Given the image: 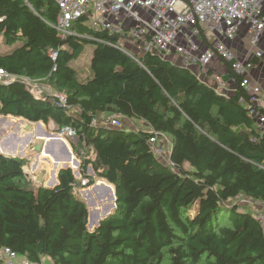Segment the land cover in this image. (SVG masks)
<instances>
[{
  "label": "trees",
  "instance_id": "obj_1",
  "mask_svg": "<svg viewBox=\"0 0 264 264\" xmlns=\"http://www.w3.org/2000/svg\"><path fill=\"white\" fill-rule=\"evenodd\" d=\"M58 15L53 0H0V38L12 47L0 54V69L18 78L0 82V115L52 121L54 132L73 129L79 178L91 185L90 169L112 184L115 209L89 230L72 168L59 169L58 183L45 187L25 171L24 159L0 152V249L53 264H264L260 224L226 204L240 196L264 204V131L244 103L240 76L229 67L235 90L220 94L157 54L131 58L107 44L117 40L107 31L77 21L60 38ZM87 43L90 75L81 81L71 62ZM23 79L53 93L36 94ZM113 116L148 128L92 123ZM161 135L171 165L149 142Z\"/></svg>",
  "mask_w": 264,
  "mask_h": 264
},
{
  "label": "built area",
  "instance_id": "obj_2",
  "mask_svg": "<svg viewBox=\"0 0 264 264\" xmlns=\"http://www.w3.org/2000/svg\"><path fill=\"white\" fill-rule=\"evenodd\" d=\"M59 10L55 29L60 38L71 34L75 22L96 31H107L117 36L113 45L130 57L142 53L157 54L188 67L195 76L206 82L216 92L227 95L226 83L212 64L216 61L230 64L240 76L239 86L248 94L245 105L259 131H264V99L258 83L252 81L251 70L255 68L251 57L262 60L263 53L254 49L247 56H239L227 42L234 39L240 28L247 25L248 45L254 48L264 37V0H53ZM57 53L51 52L54 59ZM171 57V58H170ZM172 57L175 59H172ZM18 79L0 69V82L8 83ZM29 84V79H23ZM234 82V80H231ZM235 89V88H234ZM234 91V90H233ZM64 103L62 95L58 97ZM93 124L122 127L118 117L98 121ZM62 140L75 139V131L68 126L55 132ZM156 155L165 151L164 141L157 136L149 139ZM158 157V156H157ZM171 165L169 161L167 163ZM88 173V172H87ZM79 176V175H78ZM88 179L82 178L81 183ZM258 205L253 214L264 232V204L247 199L246 203ZM263 205V206H261ZM5 256L8 264H45L31 262L18 256L8 247L0 249V257ZM22 258V257H21ZM48 264H53L51 261Z\"/></svg>",
  "mask_w": 264,
  "mask_h": 264
},
{
  "label": "crops",
  "instance_id": "obj_3",
  "mask_svg": "<svg viewBox=\"0 0 264 264\" xmlns=\"http://www.w3.org/2000/svg\"><path fill=\"white\" fill-rule=\"evenodd\" d=\"M263 11H264V4H263ZM227 44L231 48L235 49L239 56H242V55L243 56H247L248 52L253 53V50L255 48L259 49L263 53L261 59H264V37L261 38V40L257 43V45L254 48H250L249 45H248V35H247V25L246 24H244L240 28L239 32L234 37V39L231 40V41H228ZM253 58L254 57H251L252 60H253ZM172 59H174V58L172 57ZM170 60L171 59H169V61ZM256 60H257V62L255 63L256 66H255V68H253L251 70V74L250 75H251L252 81H255L256 83H258L260 85V87L262 89L261 98L264 99V64H262V60H260L258 58H256ZM173 63H175V62H173ZM175 64L178 65V66H181V65H179L177 63H175ZM211 68L215 69L217 73L220 72L218 74L220 75V77H223L224 82L226 83L225 84L226 85V90H224V91L226 93H228V94L233 92V90H235L234 88H235L236 85H235V82L231 81L233 78L230 75L229 66L227 64L223 63V62L216 61V62H214L212 64ZM187 69H189V68H187ZM189 70L192 72L191 69H189ZM201 81L206 84V82H204L203 80H201ZM206 85H208V84H206ZM220 94H222V93H220ZM118 119L122 122V128H125L127 130H131L132 128L136 129L138 125H140L142 128H148L145 123H143L142 121L137 120V119H129V118L120 117V116H119ZM14 120L19 121L18 119H14ZM22 123L23 122H16L15 125L11 126L9 129H7V127L6 128L3 127V133L5 132L7 134V133L13 131V129L15 127H16V129H17V127H22L21 126ZM25 123H27V122H25ZM47 126L51 128L50 129L51 131H53V129L55 127V125H54V123L52 121H50L47 124ZM41 131L43 132V131H48V130H45L44 128H42L40 126H35V128L32 130V133L28 134L27 137L28 138L50 139L46 134H42ZM20 133H21V129H20ZM20 137H21V139H24L25 134L23 135L21 133ZM158 140L159 141H164V144H165L166 148L168 147V149L170 150V142H169V140L167 139L166 136L161 135V136H159ZM63 141H65L68 144V140H63ZM21 144L22 143L20 141L18 143H16V144L15 143H10V142L7 141L8 148H11L14 145H16V149L23 153V150L20 149V145ZM35 145H36V143L32 146L34 151H36L34 149ZM27 146H28V144H26V146H25V144H23V148L27 147ZM52 150H53L52 151L53 155L52 154H50V155L49 154H45L44 152H41V154H38V152L36 151L34 156H29V157H31L33 159V162L30 164V166L28 167V165H26V164L24 166L25 171L27 173H29V175L32 177V179L37 184H41V185H43L45 187L53 186L56 183V180H57L56 174L54 175L53 172L56 173L57 172V168L62 165V162H58L56 164L55 158L59 157L62 154V152L64 151L63 145L60 144V143H55L53 145ZM13 153H14L13 151L10 152L11 155H13ZM45 156H47V157H45ZM22 157L20 156V158H22ZM26 157L29 158L28 156H26ZM48 159H49V161H48ZM71 163H72V161H69V164H71ZM55 165H56V167H55ZM88 171L89 170H87V172ZM102 181L104 182V184L102 183ZM107 185H109L112 188L111 184H109L106 180L101 179V180H99V181H97V182H95V183H93L91 185L86 186L84 189H82L84 191V193L86 194L85 195V194L82 193L83 197H86L88 199V201H92V205H91L92 206L91 207L92 210L91 211L93 213L97 214L98 217L101 216L102 213H103V206L106 205V204L111 203V200L109 199V194L110 193H109ZM86 188L90 192V196L89 197H88ZM261 206H263V205H261ZM89 210H88V212H89ZM112 210H113V207L110 208V211H112ZM88 221H89V217H88ZM96 224L97 223L94 220L92 223H90L89 229L93 230L95 228Z\"/></svg>",
  "mask_w": 264,
  "mask_h": 264
},
{
  "label": "rangeland",
  "instance_id": "obj_4",
  "mask_svg": "<svg viewBox=\"0 0 264 264\" xmlns=\"http://www.w3.org/2000/svg\"><path fill=\"white\" fill-rule=\"evenodd\" d=\"M11 48L12 47L5 45L3 43V41H2V39L0 38V54L1 53H5L7 51H10ZM92 50H93L92 43L85 44L84 48H83V51L79 55V57L71 62V65L75 68V70L77 72L78 79L81 80V81L86 80V78L90 75V62H91ZM218 73H220V72H218ZM220 80L224 81L223 77H221ZM28 83H29L28 85L31 87L32 91L34 93H36V94H39V95H47V94H49L50 95V93L51 94L53 93V91L50 88L45 86V84H43L40 81H28ZM60 95L61 94H55L54 96H56L58 98ZM9 118L11 119V120H9L10 123L9 122H4L2 124L3 125L2 127H5V128L7 127V129H9L11 126H14L16 122H20V121L14 120V119H19V118H15V117H11V116H9ZM30 125H31L30 129L27 130L25 128L26 123L23 122L21 124L22 127H17V129L15 127L13 129V131H11V132H9L7 134L5 132H4L5 134L2 133V136L0 137V140L5 138L6 141H8L10 143H18L19 139H20V142H23V144H25V146H26V144H28L27 147L23 148L25 153H23L24 157H22V159L25 160L26 165H28V167L33 162V159L31 157H29V156H34V154L36 153V151L33 150L32 146L35 143L44 140V139H40V138H27V135L32 133V130L35 128V126H37L35 123L34 124L30 123ZM42 128H44L45 130H48V132H53V131L50 130L51 128L48 127L47 124L46 125L43 124ZM20 129H21V133L23 135L25 134V137H24L25 140L21 139V137H20V134H21L20 133ZM54 129H56V128H54ZM75 141H76L75 139L68 140L69 147H71V144L73 145L72 142H75ZM71 149H72V147H71ZM15 153L16 154H13L12 156L20 158L19 157L20 151L16 149ZM26 156H28L29 158H27ZM157 156H158L159 160H161L164 164H167L170 161L168 147L165 148V151L161 155H157ZM75 171H77V168H76ZM88 174L91 175V177L93 179V183L101 180L94 173H92V171H88ZM77 178H79L78 175H77ZM79 180H80V182L78 183V186L75 189V193H76V195L78 197H81V199L86 203V206H87L88 210L90 209L89 210V212H90L89 221H88V224H87V227L89 229L90 223H92L94 220L97 223L98 218H97L96 214L91 211L92 210V208H91L92 207L91 206L92 205V201H88V199L86 197H83V195H82V189H84L88 185V181L87 182L85 181V183H81L82 178H79ZM102 183L104 184L103 181H102ZM111 186H112V188H114V186L112 184H111ZM234 203L238 206L239 210L248 211V212H250L252 214H254L257 211V208H259L258 205L252 204L250 202H248V203L244 202L243 197H241V196L236 198V199L229 200L226 204H227V206H231V205L234 206L233 205ZM113 211H114V209L112 210V212ZM190 212L192 214V210ZM226 215H227V211L226 210L222 211L220 213V217L222 218V221H223L222 223L223 224H227L226 223L227 221L225 220ZM22 259L23 258L19 257L17 262H21ZM3 260H4L5 264H8L9 261H8V259L5 256H3ZM43 261H44L45 264L50 263V260L48 258H46V257L43 258Z\"/></svg>",
  "mask_w": 264,
  "mask_h": 264
},
{
  "label": "water",
  "instance_id": "obj_5",
  "mask_svg": "<svg viewBox=\"0 0 264 264\" xmlns=\"http://www.w3.org/2000/svg\"><path fill=\"white\" fill-rule=\"evenodd\" d=\"M84 39H86L87 41H90V42H92V41H96L94 38H92V37H83ZM166 60H169L168 58H165ZM175 64V63H174ZM9 120H11L10 118H9V116H2V115H0V137L2 136V133H3V123L4 122H9ZM20 122H27L26 120H24V119H22V118H19L18 119ZM10 123V122H9ZM28 123V122H27ZM26 123V126H25V128L27 129V130H29L30 129V127H31V125H30V123H28L27 124ZM37 126H40V127H42L43 126V123L42 122H36L35 123ZM41 133L42 134H46L50 139H44L43 141H39V142H37L36 143V145H35V150L38 152V154H41V152H44L45 154H52V148H53V145L55 144V143H60V144H62L63 145V147H64V151L62 152V154L59 156V157H56L55 158V162H56V164L58 163V162H62V165L61 166H59L58 168H57V171L59 170V169H64V168H73L74 170H76V168L78 169L79 168V161L77 160V158L73 155V152H72V149H71V147H69V145L65 142V141H63L61 138H59V137H57V135H56V133L53 131V132H48V131H41ZM32 137V136H31ZM28 138V137H27ZM23 140H25V139H23ZM19 141H20V139H19ZM22 144L20 145V149L21 150H23V153H25V151H24V149H23V142H21ZM16 144V143H15ZM11 151H13L14 153L13 154H16L15 153V151H16V145H14L13 147H11V148H8V146H7V141H6V139L4 140V139H1L0 140V152L2 153V154H4V155H7V156H12L11 154H10V152ZM22 152H20V155H19V157L21 156H23L24 157V154H23ZM53 155V154H52ZM12 157H14V156H12ZM45 157H47V156H45ZM48 161H49V159H48ZM69 161H72V163L71 164H69ZM54 162V163H55ZM55 167H56V165H55ZM89 171H91L90 169H88ZM53 174L55 175L56 173H54L53 172ZM75 174L76 175H78V171H75ZM58 183V181L56 180V183L54 184V185H56ZM53 185V186H54ZM53 186H50V187H53ZM107 187H108V190H109V199L110 200H112L111 201V203H109V204H106V205H104L103 206V213H102V215L101 216H97V214H96V216H97V218H98V220H97V224H96V226L95 227H97L98 226V224H99V222L102 220V219H104L105 217H107V216H109L111 213H112V211H110V208L111 207H113V209H115V202H116V198H115V191H114V188H111L109 185H107ZM83 191V190H82ZM86 191H87V194H88V197L90 196V192H89V190L86 188ZM83 194H85L84 193V191L82 192ZM86 195V194H85ZM89 213V215H90V212H88ZM88 215V216H89Z\"/></svg>",
  "mask_w": 264,
  "mask_h": 264
},
{
  "label": "bare ground",
  "instance_id": "obj_6",
  "mask_svg": "<svg viewBox=\"0 0 264 264\" xmlns=\"http://www.w3.org/2000/svg\"><path fill=\"white\" fill-rule=\"evenodd\" d=\"M132 58V57H131ZM162 58H164V57H162ZM133 59H135V60H137L136 59V57H134ZM252 62H253V60H252ZM254 64H255V62H253ZM227 65H229V67H230V64H227ZM182 67H184V66H182ZM185 68H188V67H185ZM152 145V144H151ZM153 146V145H152ZM238 198V197H237ZM236 199V198H235ZM247 199H249V198H245V197H243V200H244V202H246V200ZM250 200H252V199H250ZM254 201H256V200H254Z\"/></svg>",
  "mask_w": 264,
  "mask_h": 264
}]
</instances>
